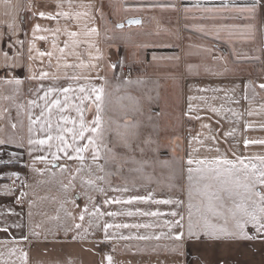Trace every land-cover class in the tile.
I'll use <instances>...</instances> for the list:
<instances>
[{
	"label": "crops",
	"instance_id": "crops-1",
	"mask_svg": "<svg viewBox=\"0 0 264 264\" xmlns=\"http://www.w3.org/2000/svg\"><path fill=\"white\" fill-rule=\"evenodd\" d=\"M62 2L64 11L72 14L87 12L88 15L81 16L79 20H66L63 17L41 19L33 15L37 11L35 6L38 3L47 4L49 7L40 10L54 14L55 0H0V109L5 110L0 112V129L4 130L0 131V138L4 137L5 132L11 131L4 116L16 122L15 105H11L8 110L10 102L3 98L12 94V89L2 81L13 77L24 81L19 98V103L24 104L30 90L38 83L28 79L29 68L37 74L42 70L52 73L58 71L61 76L65 71H91L93 76L99 72L107 81L104 137L105 144L115 153V160L110 161V164L116 165L122 161V166L134 167L130 177L123 176L122 180L114 177L113 183L116 185H123L126 181L128 187L137 194L150 191L158 200L170 198L186 201L188 154L191 152L193 157L215 155L207 151L212 141H205V145L201 146L192 140L198 133L203 134L201 139L209 134L207 129H202L203 123L211 125L212 132L219 139L221 152L231 145L234 150L245 155H264V146L251 145L247 150L243 146L245 138L264 139V128H261L264 125V90L259 88L264 83V9L258 7L255 14L238 10L250 5L253 0H71V7L69 0ZM261 3L264 4V0ZM125 8L129 9L127 15L123 13ZM143 12L148 14L147 17L142 15ZM109 13L110 19L117 23L122 21V24L130 18L141 19L139 25L130 26L138 40L133 45L128 44L130 50L127 60L136 66L137 71L147 70V74L137 72L139 74L132 77L124 76V72L128 71L125 66L119 68V73H114L111 65L116 64L115 49L121 45L120 41L113 44L108 52L105 37L112 31L108 25ZM148 16L150 23L147 25L145 19ZM144 23L146 26L142 30ZM37 24L40 30L34 34ZM58 28L59 32L56 31ZM66 28L78 31V39L82 42L75 49L78 59L75 55L68 56V62L93 63L98 65L96 69L57 68V57L61 54L52 45L55 42L57 49L64 46L68 39L64 31ZM92 28L97 29V32L89 33ZM122 29H126V26ZM141 32H146L149 39L140 40L143 37ZM41 36L46 39H40ZM4 52L8 53V63L16 62L19 67L5 68ZM40 52H52L53 56L41 57ZM110 54L114 57H110ZM30 56L32 59H29ZM97 56L101 59H93ZM141 62H144L143 68ZM159 83L164 92L175 89L177 104L174 109H170L167 102L162 107L156 102L158 96L154 88ZM137 84L150 85L155 92L151 106L150 102L144 104L143 108L146 107L143 110L145 115L150 116L152 125L148 126L149 130L163 140L158 144H135L133 149L136 152L127 153L125 149L129 148L126 146H131V142L125 140L127 137L123 133H129V129L115 122L110 127L109 138L106 109L111 99L117 106H122L126 100H139L140 95L130 94V90ZM174 95L171 97L174 98ZM160 97L162 99L164 94H160ZM190 105L193 109L191 116L188 114ZM211 108L218 109L219 115L211 112ZM197 114L204 119L191 118ZM87 116L90 119L92 112H88ZM21 119L25 127L18 130V134L26 136L27 120L23 114ZM248 125L252 127L248 128ZM227 132L233 135L225 139L224 133ZM197 148L199 152L194 151ZM145 150L149 152H142ZM13 151L20 154L19 160L13 161L8 168L0 165V177H3L0 179V211L7 212L8 208H12L16 213L0 215V228L8 226L7 233L0 232V241L5 242L0 243V254L7 263L21 257L22 251L27 253V264H107L106 255L113 257L114 264H264V240L259 239L188 242L183 247V254L174 253L172 248L177 242L166 237L160 240L119 238L121 234L135 235V229L119 230L114 236L105 239L102 229L93 228L89 229L85 239H73L77 230L66 213L78 216L85 204L84 195L76 201L79 207L65 202L66 197L70 201L77 195L76 191H64L63 185L68 182L67 174H44L39 177L35 187L29 186L26 169L31 161L24 149L14 145L0 146V158L7 159ZM144 158L164 162L165 166L147 169ZM125 160L127 163L124 164ZM140 162H144L145 168L137 171ZM59 163L62 165L64 161ZM36 167L43 169L44 165L37 162ZM13 171L24 174L26 178V195L20 204L15 203L20 195L7 198L2 195L7 177ZM46 181L49 184H44ZM131 194V191L123 194L109 192L110 196ZM101 199L97 197V202ZM121 207H139L164 213L175 209V205L142 203L135 206L113 205L112 210ZM180 211L183 213L184 209ZM153 219L121 217L117 222H151ZM165 219L171 220L172 217H161L160 222ZM17 224L20 227H16ZM83 228H88L87 217ZM167 231V228L139 230L140 234L154 232L157 235ZM247 231L252 234L250 227ZM34 232L38 235H33ZM13 248L16 254L9 255Z\"/></svg>",
	"mask_w": 264,
	"mask_h": 264
},
{
	"label": "snow or ice",
	"instance_id": "snow-or-ice-1",
	"mask_svg": "<svg viewBox=\"0 0 264 264\" xmlns=\"http://www.w3.org/2000/svg\"><path fill=\"white\" fill-rule=\"evenodd\" d=\"M30 5V9H31ZM37 11L33 15H38L41 19L53 20L63 17L66 20H79L81 16L88 15L87 12L75 14L63 10L62 0H55V13L47 12L44 9L49 7L47 4L38 3ZM71 7V0H69ZM227 7V5H225ZM264 9L261 0H253L250 5L238 9L241 12L255 14L257 8ZM139 23V21H129V24ZM123 28V24L116 25ZM11 27V26H9ZM37 24L34 29L39 31ZM57 32L60 29H56ZM67 40L62 48L57 49L54 42L52 47L60 52L57 57V68L61 66L64 69L88 68L96 69L97 64L83 61L69 63L68 56H77L75 49L82 43L78 37V31L64 30ZM97 29L92 28L89 33H96ZM86 33V34H89ZM40 39H46L41 36ZM22 43V42H21ZM11 47V45L9 46ZM71 49V51H69ZM31 51V49L29 50ZM99 52V49H97ZM39 56H53L52 52H40ZM4 67L12 69L19 67L16 62L8 63L9 56L7 52L3 53ZM29 59H32L30 56ZM93 59H101L100 56ZM63 63L61 64V61ZM51 67V59L49 68ZM113 69L117 65H111ZM28 79L38 83L30 90L26 103H19L22 95L23 80L13 77L2 81L3 84L11 87L12 94L5 95L3 98L8 100L9 109L11 105L16 107V122H12L7 116H4L7 127L10 132H5L3 138H0V146L14 145L16 148L24 149L31 161V170L38 175L43 176L49 169H59L62 175L67 174L68 182L63 185L64 191H75L77 181L85 197L84 207L79 215L66 213L73 221V227L77 230V235L73 239H85L89 229H102L105 239L114 236L116 231L124 229L137 230L135 235L121 234L123 240H160L166 237L177 243L172 248L174 253L183 254V247L188 242L221 241V240H264V155L251 154L245 155L237 152L230 145L228 149L221 152L219 139L212 132L210 124L203 123L202 129L208 130V135L201 139L202 133L192 137L197 144L204 146L205 141H212L207 146V151L215 155L193 157L188 154L186 160L187 186L186 201L182 199H155L149 191L147 194H137L134 189H130L127 182L123 185L113 183L116 176L122 177V166L109 167L110 161L115 160V153L112 148L105 144L104 111L106 104L105 84L107 81L96 72H64L63 76L57 71H40L33 73L29 68ZM103 80V83L94 81ZM48 81L47 84L44 82ZM63 81V82H62ZM130 82V81H129ZM264 90V83L259 85ZM0 109V112H4ZM211 112L219 115V110L211 108ZM88 112H92L89 119ZM193 109L189 106L188 114L191 116ZM27 120L26 136L19 135L18 130H23L25 125L21 115ZM251 115V113H249ZM193 119L202 120L198 114ZM251 128V125L247 126ZM264 128V125H261ZM0 131H4L0 129ZM233 135L232 132L224 133L227 139ZM251 145L264 146V139L243 140L244 149L247 150ZM199 152V148L194 149ZM20 154L16 151L10 153L7 159L0 158V165L8 168L13 161H18ZM63 160L61 165L59 161ZM37 162L44 165L43 169L36 167ZM75 164L72 168L69 164ZM144 162H140L137 171H142ZM55 175V172H53ZM8 179H20L17 172L13 171L7 177ZM3 179V177H0ZM27 185L22 184L21 187ZM133 194L124 196H110L109 192ZM16 189L3 186L2 195L7 198L14 196ZM95 194V195H93ZM26 193H20L16 204L23 201ZM97 197H101L97 202ZM79 195L73 196L69 201L66 197L65 202H71L79 207L76 201ZM164 204L175 205V209L167 213L151 210H144L139 207H121L112 210L113 205L135 206L139 204ZM31 208V205H29ZM183 208L182 213L180 209ZM0 215H16L12 208L7 212L0 211ZM31 216V211H29ZM88 218V228H83V222ZM154 218L151 222H117L118 218ZM161 217H172L171 220L165 219L160 222ZM111 218V220L107 219ZM79 220V222H76ZM20 227L19 224L15 225ZM251 228L252 234L247 231ZM83 228V232L80 230ZM167 228V233L161 232L159 235L152 233L140 234V229ZM110 230H113L110 232ZM0 232L7 233L8 226L0 228ZM38 235V233H33ZM27 239V237H25ZM0 243H5L0 241ZM16 249L10 250L9 255H15ZM2 257V254H0ZM21 259L27 264V253L21 251ZM107 264H114L113 257L106 255ZM0 264H6L0 258Z\"/></svg>",
	"mask_w": 264,
	"mask_h": 264
},
{
	"label": "rangeland",
	"instance_id": "rangeland-1",
	"mask_svg": "<svg viewBox=\"0 0 264 264\" xmlns=\"http://www.w3.org/2000/svg\"><path fill=\"white\" fill-rule=\"evenodd\" d=\"M128 10H129L128 8H125V10H123V13L125 15H127ZM142 15L144 17H147L148 14L146 12H143ZM108 16H109L108 17L109 18L108 25H109L110 30H112V31H109V34L106 35V37H105L108 52L110 51V48L113 46V44H116L117 42L120 41L119 44L121 45L120 47L117 46L118 47L117 50L115 49V52L117 51V57H116L117 61L115 64V65H117V67L114 69V73L115 74L119 73V70H120L119 68L121 66H125L129 72V74H128L129 77H132V76H135L136 74H139L137 72H144L145 74H147L148 73L147 70H143V71L138 70L137 71L136 66H133V64H131V62L128 63V60H127L128 52L130 50L128 44L131 43V45H133L138 40L137 34H134L133 30H130L132 28H130L128 26H126V29L120 28V30H119V28L116 25L122 24L121 23L122 21L121 22L118 21V23H117V21L110 19V17H111L110 13ZM126 21L127 20H125L124 23ZM145 23H147V25H148V23H150L149 22V16H148V18L145 19ZM145 23L142 24V26H141L142 30L146 26ZM120 31H122V32H120ZM112 32H114V33H112ZM141 33H143V35H141L143 37H141L142 39H140V40L145 41L146 39H149V36L147 35L146 32H141ZM109 56L112 57L113 54H110ZM141 63H142L141 68H143L144 62H141ZM123 72H124V69H123ZM126 75L127 74L125 71L124 76H126ZM152 89L153 88L150 85H146V84L145 85H142V84L139 85V84H137L130 90V94L134 93L135 95H140L139 100L134 101L135 103L132 101L128 102L126 100V102H124L122 106H119V105L117 106V104L114 103L111 98H110L111 100L108 103V107L106 109L107 125L109 126L108 137L109 138L111 137L110 127L112 125H114L115 122L117 123L116 125H122L124 128L129 129L128 130L129 133H123L124 135L122 134L124 137H127L125 140H127L128 142H131V144H130L131 146H126L129 148V149H125V152H127V153L134 151V149L136 147L135 144H150L151 145V144H158L161 140H163V138L160 140L161 136H159L158 134L156 136V135H154V133H152L149 130L148 126L149 125L151 126L152 124L149 121L150 116L148 117L147 115H145V112L143 109L146 106L143 108V105L148 104L150 102V106H151V102H153V99H152L153 95H155V92H156V95L158 96V98H156V102H158V105H160L162 107L163 105L169 104L170 109H174L175 104H177L176 94L174 91L175 89H171L173 91L167 90L166 92H164L163 86L161 85V83L156 85V87L154 88L155 92H153ZM151 90H152V92H151ZM169 93L171 94V96L175 94L174 98L171 97L169 95ZM160 94H162V96L164 94V97H162V99L160 97ZM165 95L167 97H165ZM166 102H167V104H166ZM158 119L159 118H157V120ZM162 123H163V121H162ZM146 151H147V153L149 152V150H145L142 152H146ZM134 152H136V151H134ZM144 160H145V163L147 164V167H146L147 169L153 170V168L155 169L156 166L161 167V168H164V166H165L164 162L151 161V160H147L146 158H144ZM121 162L122 161H120V163H118L116 165L115 164H113V165L109 164V167L114 168L115 166H122ZM125 163H127V160L124 161V164ZM70 167L74 168L75 165L72 164V165H70ZM122 168H123L122 177L123 176H125V177L132 176V171H133L134 167L124 165V166H122ZM26 170H27L26 171L27 178L29 180L28 185L31 187H35L36 184H38L39 177L41 175H38L37 173H35L31 170V162L29 163V167H27ZM53 172H55V175H57V176L62 175L60 173L59 169L56 171L49 169L47 172H45V174L52 176ZM17 173H19V172H17ZM64 175H66V174H64ZM115 178H119V180H122L121 176H116ZM76 183H77V187H76L75 191L77 192V195L82 197L83 193H82L81 188L79 187V181H77ZM44 184H49V182L46 181V183H44ZM3 258L4 257H2V259ZM3 261H5L6 264H24L21 257L15 258L14 262L7 263V261L5 259H3Z\"/></svg>",
	"mask_w": 264,
	"mask_h": 264
},
{
	"label": "built area",
	"instance_id": "built-area-1",
	"mask_svg": "<svg viewBox=\"0 0 264 264\" xmlns=\"http://www.w3.org/2000/svg\"><path fill=\"white\" fill-rule=\"evenodd\" d=\"M126 74L128 75L129 72L126 71ZM20 176V179L17 180L15 178L12 179H8L5 182V185H8L9 187H13L14 189H16V194L14 196H18L20 195V193H24L26 190V186L25 187H21L22 184L26 185V178L22 173H18Z\"/></svg>",
	"mask_w": 264,
	"mask_h": 264
},
{
	"label": "water",
	"instance_id": "water-1",
	"mask_svg": "<svg viewBox=\"0 0 264 264\" xmlns=\"http://www.w3.org/2000/svg\"><path fill=\"white\" fill-rule=\"evenodd\" d=\"M129 21H139V23H132V24H129ZM140 23H141V19H140V18H130V19H128L123 25L130 27V26H137V25H139Z\"/></svg>",
	"mask_w": 264,
	"mask_h": 264
}]
</instances>
